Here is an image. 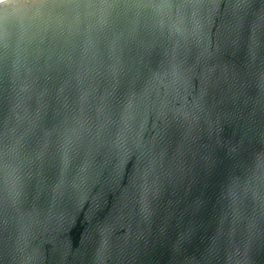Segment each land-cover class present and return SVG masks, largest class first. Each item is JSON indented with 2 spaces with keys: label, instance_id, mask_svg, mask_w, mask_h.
Wrapping results in <instances>:
<instances>
[{
  "label": "water",
  "instance_id": "water-1",
  "mask_svg": "<svg viewBox=\"0 0 264 264\" xmlns=\"http://www.w3.org/2000/svg\"><path fill=\"white\" fill-rule=\"evenodd\" d=\"M0 264H264V0H0Z\"/></svg>",
  "mask_w": 264,
  "mask_h": 264
}]
</instances>
